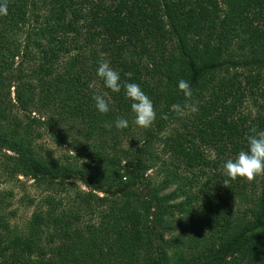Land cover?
Returning <instances> with one entry per match:
<instances>
[{"label":"trees","instance_id":"trees-1","mask_svg":"<svg viewBox=\"0 0 264 264\" xmlns=\"http://www.w3.org/2000/svg\"><path fill=\"white\" fill-rule=\"evenodd\" d=\"M6 2L0 174L46 190L23 223L0 191V264H264V175L223 184L224 163L264 130V0ZM102 59L120 92L97 75ZM181 79L199 111L178 117ZM126 81L154 104L148 128ZM33 123L71 159L39 154Z\"/></svg>","mask_w":264,"mask_h":264},{"label":"clouds","instance_id":"clouds-1","mask_svg":"<svg viewBox=\"0 0 264 264\" xmlns=\"http://www.w3.org/2000/svg\"><path fill=\"white\" fill-rule=\"evenodd\" d=\"M0 14H7L6 0L0 3ZM97 75L104 81L107 88L117 93L121 91L120 73L113 69L107 60L102 59L98 63ZM125 75L131 78L132 73L129 72ZM123 88L126 97L133 101L131 109L135 113V124L142 128L150 127L156 119V110L152 100L135 82L126 81ZM178 88L186 97V101L183 105L173 104L171 110L178 117L198 112V106L190 102L192 89L189 82L184 79L179 80ZM93 100L100 113H107L110 110L109 102L104 95L95 94ZM104 126L110 128L111 124L105 123ZM115 127L118 129L126 128L128 121L124 118H118L115 121ZM223 167L228 177L223 181L226 187H229L230 181L237 178H245L251 182L257 176L264 175V130L257 131L256 128H252L247 136V148L239 151L235 158L228 159Z\"/></svg>","mask_w":264,"mask_h":264},{"label":"rangeland","instance_id":"rangeland-1","mask_svg":"<svg viewBox=\"0 0 264 264\" xmlns=\"http://www.w3.org/2000/svg\"><path fill=\"white\" fill-rule=\"evenodd\" d=\"M11 92V88H10ZM13 95L12 93L10 94ZM36 131L33 133V144L36 150L44 158L52 161L65 162L66 159H71L70 152H67L64 146H57L46 130L42 127L36 126L33 123ZM153 169H149L143 175V181H147L148 178L153 176ZM129 180L130 185L135 188L137 192L142 187L139 179H132L126 176L120 178L121 182ZM77 184V183H76ZM119 189H123L124 186L119 183ZM45 187H36V184L32 180L17 175L16 178L8 179L7 176L0 174V191L6 193V201L9 204L10 210L14 212L13 220L16 223H23L30 216L33 205L38 203L40 195L44 194ZM32 202V203H31Z\"/></svg>","mask_w":264,"mask_h":264}]
</instances>
